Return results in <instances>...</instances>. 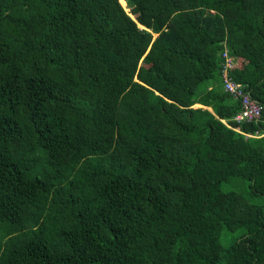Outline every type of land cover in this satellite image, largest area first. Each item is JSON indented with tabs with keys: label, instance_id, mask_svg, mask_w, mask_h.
Here are the masks:
<instances>
[{
	"label": "trees",
	"instance_id": "1",
	"mask_svg": "<svg viewBox=\"0 0 264 264\" xmlns=\"http://www.w3.org/2000/svg\"><path fill=\"white\" fill-rule=\"evenodd\" d=\"M0 264H264V0H0Z\"/></svg>",
	"mask_w": 264,
	"mask_h": 264
},
{
	"label": "built area",
	"instance_id": "2",
	"mask_svg": "<svg viewBox=\"0 0 264 264\" xmlns=\"http://www.w3.org/2000/svg\"><path fill=\"white\" fill-rule=\"evenodd\" d=\"M223 58H224V69L225 70L232 69L233 67L232 60L226 57L225 55H223ZM225 72H223L222 74V79H223L222 90L227 94H229L233 99H239L241 104V110L237 115H235L233 121L236 123L254 121L259 116V108L247 97V95H244L241 92V87L239 85L234 84L228 80ZM222 123L227 127L229 126L225 124L223 121ZM245 136L250 137L246 134Z\"/></svg>",
	"mask_w": 264,
	"mask_h": 264
},
{
	"label": "rangeland",
	"instance_id": "3",
	"mask_svg": "<svg viewBox=\"0 0 264 264\" xmlns=\"http://www.w3.org/2000/svg\"><path fill=\"white\" fill-rule=\"evenodd\" d=\"M120 3V2H119ZM121 5V4H120ZM123 8V10H124V12L127 14V15H129L130 16V18H131V15H130V13H128V10L126 9V7H125V5H124V7H122ZM195 107H199V106H197V105H194V107L193 108H195ZM229 127V126H228ZM234 131H235V129H233Z\"/></svg>",
	"mask_w": 264,
	"mask_h": 264
}]
</instances>
